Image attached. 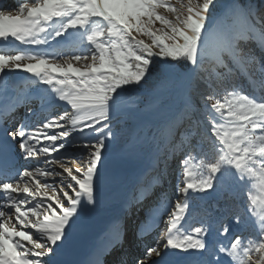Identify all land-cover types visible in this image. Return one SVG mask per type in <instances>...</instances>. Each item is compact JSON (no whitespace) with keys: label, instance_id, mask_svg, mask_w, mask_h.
Returning <instances> with one entry per match:
<instances>
[{"label":"snow or ice","instance_id":"6c2138e0","mask_svg":"<svg viewBox=\"0 0 264 264\" xmlns=\"http://www.w3.org/2000/svg\"><path fill=\"white\" fill-rule=\"evenodd\" d=\"M254 25L264 13L239 0L0 4V264H104L106 255L129 264L119 251L129 231L140 239L161 205L158 242L132 264H264V27ZM57 105L62 112L45 115ZM178 123L186 134L161 156V135ZM178 151L169 199L163 185ZM129 162L145 165L137 186L145 169L157 173L159 204L130 230L109 222L110 245L63 260L108 191L129 180ZM205 196L217 199L188 227Z\"/></svg>","mask_w":264,"mask_h":264},{"label":"rangeland","instance_id":"374dc122","mask_svg":"<svg viewBox=\"0 0 264 264\" xmlns=\"http://www.w3.org/2000/svg\"><path fill=\"white\" fill-rule=\"evenodd\" d=\"M19 0H0V4L4 6H15ZM31 2V0H28ZM228 0H220V4L223 5L227 3ZM242 4H251L253 6V15L256 14V10H260L261 13H264V0H239ZM13 15L15 12L12 13ZM249 23H252L249 21ZM256 31H260L261 25H254ZM5 50L12 51L13 46L7 45L3 46ZM247 47L255 49L257 55L261 54V49L257 48L255 43H249ZM255 79H259V73L256 72ZM246 84V90L252 91L247 88V82L241 81ZM16 85L22 86L26 83L23 77L17 76L15 80ZM0 87L4 85L0 84ZM18 91L15 88L10 87V92ZM29 91H32L31 89ZM255 94H261L259 90H256ZM23 101H21V106L18 108V118L23 116L25 112V107L22 106ZM33 108H39L40 104L38 101H33L31 104ZM3 111V105H0V112ZM63 111L62 106L57 105L53 108H49L45 115L48 114H57ZM186 134V127L182 123H178L173 130L171 135H168L166 132L163 133L159 139L158 145L160 150V155L164 156L171 151L174 145H179L180 140ZM52 155H56L53 153ZM181 153L178 151L174 157H171V164L168 170V175L166 182L163 185L164 189L167 192L169 199H174L176 196V182L179 178V173L181 169L179 168V158ZM210 158V157H209ZM39 160H44L45 157L41 154L37 157ZM199 159L195 153H193L192 164L196 165L199 163ZM24 164V161L20 160L17 157V167ZM68 167H80V161H68ZM142 168H145L144 164L137 162H129L123 166L124 173L129 177V180L123 184L111 188L105 196V200L100 209L97 210L92 216L88 218L85 222V225L81 229L80 234L77 237L76 242L73 247L69 249L65 255L62 257L63 260L69 262H75L87 257L90 247L93 244L99 243L101 246L110 245L112 241V233L110 231H105V226L115 220H119L120 228L123 230L128 228L129 230L133 227V221L145 219V210L150 207L159 204L158 197L161 196V186L155 184L154 181L157 177V173L153 171L146 172L147 174L142 176L141 183L137 186L134 181L136 177L140 174ZM146 190V198L142 197V193ZM254 194L256 189H252ZM139 199V203L137 199ZM217 199L216 196H205L203 200L199 201V204L196 208L195 213L188 219V227L195 226L204 220V210H211L213 203ZM164 205H161L158 209L152 208L154 215L143 224L140 225V239H136L131 235L129 231L128 238L124 244V247L120 249V252L126 253V258L129 261V264H132V261L136 257H143V253L146 248L155 245L158 242V236L160 233V227L157 226L160 213L164 212ZM115 255H106L102 257L104 264H112V261L115 259Z\"/></svg>","mask_w":264,"mask_h":264}]
</instances>
